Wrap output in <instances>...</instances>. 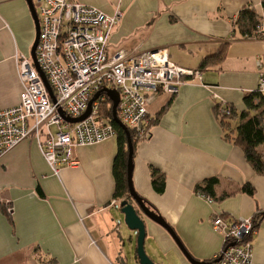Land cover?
<instances>
[{"label":"crops","instance_id":"crops-1","mask_svg":"<svg viewBox=\"0 0 264 264\" xmlns=\"http://www.w3.org/2000/svg\"><path fill=\"white\" fill-rule=\"evenodd\" d=\"M69 1L121 14L107 44L109 55L164 49L177 67L195 71L204 57L229 44L224 62L201 72L200 80L185 78L174 96L154 94L147 113L156 121L149 137L136 144L132 183L199 262L213 260L224 246V237L213 230L214 216L263 214L251 239V264H264V175L254 173L215 115L220 100L239 114L244 97L258 89L264 74V0ZM246 6L261 19L260 37H232L233 22ZM34 39L26 0H0V108L18 104L17 58H29ZM230 123L233 130L238 117ZM116 154V136L75 148L77 165L58 175L33 140L0 158V264H137L133 234L116 223L121 218V200L113 198ZM151 168L165 179L162 193L151 185ZM211 177L219 183L216 200L208 202L194 188ZM244 185L253 197L240 192ZM144 249L157 264H190L170 234L149 221Z\"/></svg>","mask_w":264,"mask_h":264},{"label":"built area","instance_id":"built-area-1","mask_svg":"<svg viewBox=\"0 0 264 264\" xmlns=\"http://www.w3.org/2000/svg\"><path fill=\"white\" fill-rule=\"evenodd\" d=\"M32 2L39 23L35 60L52 89L55 103L31 59L17 58L22 89L16 106L0 108V158L20 143L33 140L51 172L58 175L62 168L77 165L75 148L116 136L105 116L112 108L105 93L92 102L83 120L69 123L64 118H80L95 94L103 89L117 91L118 120L133 131L135 138L145 140L150 135L147 106L154 94L174 96L185 78L200 80L199 72L173 64L164 49L119 50L109 55L107 44L119 22V12L109 16L69 0ZM257 65L261 67L260 62ZM258 90L264 94L263 73L259 74ZM215 103L227 113L228 103ZM7 212L12 215L11 208ZM225 219L221 213L212 218L213 230L224 237V246L210 264H251L252 219Z\"/></svg>","mask_w":264,"mask_h":264},{"label":"trees","instance_id":"trees-1","mask_svg":"<svg viewBox=\"0 0 264 264\" xmlns=\"http://www.w3.org/2000/svg\"><path fill=\"white\" fill-rule=\"evenodd\" d=\"M264 8V2L262 3ZM262 23L259 16L251 6L242 8L237 18L232 25V37L238 38H257L262 33ZM228 43L221 44L217 51L210 56L204 57L195 72H203L207 69L220 66L226 57ZM168 107V104L163 107L157 116L161 115ZM218 104L215 103V115L221 127L227 131L226 137L233 145L238 147L244 154L246 163L251 167L254 173L258 176L264 175V94L258 89L249 93L243 99V110L238 114L231 105H227V113L219 110ZM110 124L113 126L117 139V154L112 165V174L115 181V188L113 198L115 200H129L128 185H127V137L124 130L118 126L112 119L111 110L105 114ZM238 117L239 123L233 130H230L231 121ZM156 118H149L148 127L152 126ZM133 150L136 144L142 140L135 138L132 130H129ZM134 155V153H133ZM151 185L157 193H162L165 188V179L157 170L151 168L150 171ZM219 183L218 178L211 177L196 184L195 192L202 196L209 198L211 201L216 200L214 188ZM240 192L247 194L250 197L254 196V191L249 185H244ZM227 195L223 196L226 197ZM149 208L159 215L148 202L142 199ZM5 213L11 215L5 209ZM263 214L255 215L252 219L253 230L255 231L262 219ZM204 262L205 264H210Z\"/></svg>","mask_w":264,"mask_h":264},{"label":"water","instance_id":"water-1","mask_svg":"<svg viewBox=\"0 0 264 264\" xmlns=\"http://www.w3.org/2000/svg\"><path fill=\"white\" fill-rule=\"evenodd\" d=\"M26 2L29 7L32 19L34 21V26H35V39L31 47L29 57L32 63L37 68L50 99L52 100L53 103H55V98H54L52 89L50 85L48 84L47 79L45 78L43 73L39 70L36 64L35 49H36L37 42H38L39 23H38V18H37L32 0H26ZM100 93H105L107 97L109 98L110 102L112 103V108H111L112 119L118 126H120L124 130L126 137H127L128 159H127L126 175H127V185H128V193H129L130 201L121 200V202L119 203L118 214L119 216H121L126 230L131 233L136 234V246H135L134 255H135V260L137 264H157L149 256H147L145 249H144V243L147 237V222L148 221L161 226L163 229H165L170 234V236L176 242L177 246L179 247V249L181 250V252L185 256V258L189 261L190 264H205L204 262H199L193 259L187 253V251L183 248V246L179 242L178 238L175 236V233L173 232L171 227L163 220L161 216L154 213L149 208V206L142 200V198L136 194L133 188V183H132L134 150H133V146L131 143L130 132L118 120L116 116V107H117L118 99H119L118 92L115 90H111V89H103L101 92L95 94V96L90 100V102L88 103V108L86 112L80 118L70 119V118L64 117L65 120L69 123H76L86 118L90 113L92 102H94L99 97ZM58 112L60 115L63 116V113L61 110H59ZM116 223L119 225L120 221H117Z\"/></svg>","mask_w":264,"mask_h":264},{"label":"rangeland","instance_id":"rangeland-1","mask_svg":"<svg viewBox=\"0 0 264 264\" xmlns=\"http://www.w3.org/2000/svg\"><path fill=\"white\" fill-rule=\"evenodd\" d=\"M29 59H30V57H29ZM102 108H103V106H102ZM120 224L123 226V228H125V225H124V222H123V220H122V218H120ZM133 235H132V239H131V245H132V251H133V253H134V251H135V246H136V234L135 233H132ZM128 242L126 241V244H127Z\"/></svg>","mask_w":264,"mask_h":264}]
</instances>
